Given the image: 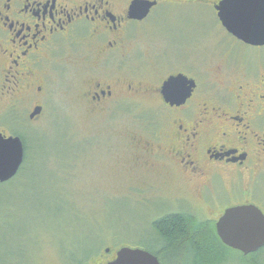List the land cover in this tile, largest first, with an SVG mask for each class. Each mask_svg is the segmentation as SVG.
I'll return each mask as SVG.
<instances>
[{"label":"rangeland","instance_id":"374dc122","mask_svg":"<svg viewBox=\"0 0 264 264\" xmlns=\"http://www.w3.org/2000/svg\"><path fill=\"white\" fill-rule=\"evenodd\" d=\"M184 1L159 7L132 28L135 50L147 56V84L157 86L171 72L169 64L155 66L156 56L186 50L189 43L194 71L211 75L228 46L213 9ZM72 62L71 68L51 70L46 97L40 100L43 115L36 122L29 118L34 104L9 107L13 102L2 98L0 77V130L6 136L21 133L33 160V169L20 182L0 184V264L30 259L32 264H65L66 259L71 264H97L107 251L113 255L124 247L150 250L152 222L167 214L181 210L215 223L223 213L220 209L245 200L239 194L243 189L234 194L228 178L203 187L169 168L142 164L140 144L166 132V110L151 98L139 100L141 104L129 99L124 109L110 104L107 111H91L81 98L90 78L87 66ZM257 189L256 197L264 199V184ZM256 203L252 205L264 213V203ZM70 217L77 218L70 223L78 232L73 242L67 240ZM243 263L232 250L224 264Z\"/></svg>","mask_w":264,"mask_h":264},{"label":"flooded vegetation","instance_id":"af4514ba","mask_svg":"<svg viewBox=\"0 0 264 264\" xmlns=\"http://www.w3.org/2000/svg\"><path fill=\"white\" fill-rule=\"evenodd\" d=\"M134 1L0 0L2 98L13 102L9 107L14 110L26 101L35 106L32 114L41 108L40 116L29 117L38 121L51 70L70 67L74 59L87 66L90 78L81 98L91 111H107L110 104L124 109L129 99L141 104L139 100L151 98L166 110V132L140 144L142 164L169 168L175 176L203 187L228 178L234 194L243 189L239 194L245 200L227 209L264 203L260 195L256 197L257 187L264 184V47L247 45L225 30L215 10L222 0H187L185 5L202 2L215 12L228 42L221 61L211 75L194 71L190 44L185 43L186 50L156 56L155 66L169 64L171 72L157 86L147 84L143 71L147 56L135 50L132 28L174 0H146L157 6L141 22L129 18ZM239 49L250 54H238ZM150 69L155 71L152 65ZM172 77L196 85L181 106L167 103L162 95L164 83ZM227 209H220L223 213L214 221L215 229ZM117 253L107 252L97 264L114 261ZM24 264H32L31 259Z\"/></svg>","mask_w":264,"mask_h":264},{"label":"water","instance_id":"95a60500","mask_svg":"<svg viewBox=\"0 0 264 264\" xmlns=\"http://www.w3.org/2000/svg\"><path fill=\"white\" fill-rule=\"evenodd\" d=\"M156 2L135 0L129 18L144 21ZM218 19L225 30L238 40L254 47H264V0H222L216 5ZM196 85L183 77L170 78L162 88L165 101L181 106L191 97ZM38 108L31 120L40 116ZM25 161V147L19 136H6L0 130V184L15 179ZM216 233L222 244L244 257L264 249V213L254 205L232 207L216 223ZM109 252V251H107ZM108 264H161L159 258L144 249L122 248Z\"/></svg>","mask_w":264,"mask_h":264},{"label":"trees","instance_id":"16d2710c","mask_svg":"<svg viewBox=\"0 0 264 264\" xmlns=\"http://www.w3.org/2000/svg\"><path fill=\"white\" fill-rule=\"evenodd\" d=\"M15 136H19L23 140L25 161L18 176L8 183L10 186L20 182L33 169V160L29 155L26 138L18 132L15 133ZM70 219L71 217L66 221L69 228L67 240L73 242L77 240L78 232L76 227L70 223L77 222V218L72 221ZM151 227L155 236L150 240L153 243L150 250L146 251L157 256L159 260L164 259L166 264H224L232 252L220 241L213 222L199 221L187 213L167 214L152 222ZM91 255L89 254L88 258ZM240 256L243 264H262L264 249L248 257L241 254Z\"/></svg>","mask_w":264,"mask_h":264}]
</instances>
